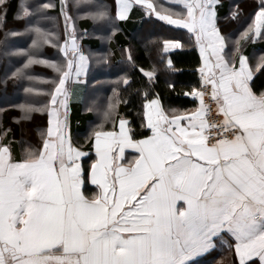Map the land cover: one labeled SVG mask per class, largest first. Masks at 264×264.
<instances>
[{"label":"snow or ice","instance_id":"6c2138e0","mask_svg":"<svg viewBox=\"0 0 264 264\" xmlns=\"http://www.w3.org/2000/svg\"><path fill=\"white\" fill-rule=\"evenodd\" d=\"M18 0L14 20L23 30L7 29L12 0H0V65L3 83L28 81V94L47 96L15 105L30 121L46 114L37 127L40 143L14 152L12 129L0 123V264H199V258L226 246L229 264H264V54L250 56L246 46L264 41V0L250 13L225 0ZM227 8L226 14L222 9ZM138 12L142 20L185 29L199 52L198 85L178 95L199 104L193 110L165 108L159 92H151L159 68L140 67L132 46L122 59L146 78L142 90L140 129L120 113L118 89L87 135L88 150L69 134V100L89 68L90 54L81 41L90 35L77 20L107 28L110 41ZM246 25L232 39L221 21ZM62 23V31L58 30ZM29 37L27 48H13L10 37ZM45 46L58 59L42 55ZM187 47L164 39L160 61L167 72L179 71L167 53ZM22 60L19 67L11 58ZM6 62V63H5ZM101 57L96 63H107ZM41 65L51 78L33 74ZM39 81L50 89L37 88ZM130 86L123 76L117 84ZM167 88L175 92V85ZM256 89V90H254ZM210 96L216 118L205 103ZM127 103V101H124ZM110 124L111 128L105 125ZM135 153L130 159L126 151ZM94 152V157L90 155ZM95 186L89 196L83 190Z\"/></svg>","mask_w":264,"mask_h":264},{"label":"trees","instance_id":"16d2710c","mask_svg":"<svg viewBox=\"0 0 264 264\" xmlns=\"http://www.w3.org/2000/svg\"><path fill=\"white\" fill-rule=\"evenodd\" d=\"M13 10L8 13L6 24L7 29L23 30L24 21L14 20L13 13L18 0H12ZM111 5L113 0H106ZM166 6H172L166 3ZM258 0H225V4L239 3L243 6L246 13L253 10V6ZM227 8L222 9V14H226ZM120 31L116 32L109 41L107 37L111 34L107 28L94 27L92 22L87 18L77 20V27L81 30L87 29L90 33L85 37L81 44L86 54H90V64L87 73L84 75V82L79 84V94L73 97L69 105V133L73 143L81 147L82 150H88L87 135L101 120V114L98 111H87L89 107L103 108L106 107L109 98L113 96V88L118 89V94L122 98L119 105L121 114L126 115L130 121V126L137 133L143 131L140 129L141 116L138 110L141 108L142 90L147 87L146 78L139 72L138 68H132L126 60L122 59V47L131 45L132 53L137 64L145 69H150L152 64H156L160 69L155 87L151 92H159L162 97L163 106L167 109L170 107L178 109L191 110L196 106V101L191 97H184L177 93L182 92L190 86L198 85L199 72V53L195 48L194 40L190 38V34L185 29H177L173 26L164 25L162 22L146 19L142 20L140 14L135 12L132 18L127 22H117ZM222 28L225 32L232 35V39L238 37L239 31L243 30L246 25L237 24L235 22L221 21ZM62 23L59 26L62 31ZM4 39L3 30H0V40ZM164 39H178L187 47L171 51L167 53V57L172 59L173 64L179 71L167 72L160 61V56L165 55L160 52L162 41ZM9 42L13 48H27L31 43L29 37L17 36L10 37ZM246 53L250 56L258 57L264 54V41L257 40L246 46ZM42 55L48 59H58L57 50L51 46H45ZM101 57H107V63H96ZM6 63V62H5ZM11 63L15 67H19L22 60L17 57L11 58ZM32 72L35 75L51 78L54 76L50 69L41 65L32 66ZM130 78V86L124 85L120 81L123 76ZM4 68L0 65V123L12 129L10 135L13 137L14 152L16 156L22 154L27 147L35 146L40 143L37 135V127L44 129L47 124L46 114L33 113L30 121L21 120L19 123L14 122L13 118L22 115L15 105L25 103L29 99L36 102H46L48 97L43 95L28 94L24 92V88L29 86L28 81L14 82L12 79L7 81V85L3 83ZM256 89L264 85V75L258 73L254 78ZM168 83L175 85V92L167 88ZM37 88L50 89L49 84H43L37 81ZM254 89V90H256ZM124 101H127L125 103ZM111 128L110 124L105 125ZM92 157L94 155L90 153ZM90 189L88 184L83 189L86 194ZM215 255H208L204 259L199 260V264H217Z\"/></svg>","mask_w":264,"mask_h":264},{"label":"crops","instance_id":"0c3cea01","mask_svg":"<svg viewBox=\"0 0 264 264\" xmlns=\"http://www.w3.org/2000/svg\"><path fill=\"white\" fill-rule=\"evenodd\" d=\"M166 3H168V4H170L171 5V0H164ZM196 48V47H195ZM174 50H178V49H174ZM174 50H171V51H174ZM170 51V52H171ZM198 51V50H197ZM199 53V52H198ZM258 74V73H257ZM256 74V75H257ZM83 78H84V76H82L81 77V80L82 81H84L83 80ZM255 78V77H254ZM82 84V83H81ZM72 99H70L69 100V102H68V104L70 105V101H71ZM198 104H199V102L198 101H196V106L195 107H197L198 106ZM195 107H193L191 110H193ZM68 124H69V122H68ZM70 134V133H69ZM93 155H94V152H91ZM133 155H135V153L134 152H132L131 150H127L126 151V156H127V158L128 159H130ZM88 186H89V188L90 189H88L87 190V195H89V196H91L92 195V193H93V191L95 190V186H93V185H90V184H88ZM215 255V259H216V261H218V263L217 264H229V261L232 259V257L228 254V252L226 251V246H224V245H222V244H220V243H217V246H216V248H214V249H212V250H210L208 253H206V254H204L203 256H201L200 258H199V260L200 259H204L206 256H208V255Z\"/></svg>","mask_w":264,"mask_h":264},{"label":"built area","instance_id":"2783aa9c","mask_svg":"<svg viewBox=\"0 0 264 264\" xmlns=\"http://www.w3.org/2000/svg\"><path fill=\"white\" fill-rule=\"evenodd\" d=\"M205 103L209 105V107L212 109V111L208 114V119H214L216 118V112H215V103L211 100L210 96L205 97Z\"/></svg>","mask_w":264,"mask_h":264}]
</instances>
